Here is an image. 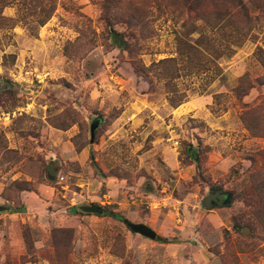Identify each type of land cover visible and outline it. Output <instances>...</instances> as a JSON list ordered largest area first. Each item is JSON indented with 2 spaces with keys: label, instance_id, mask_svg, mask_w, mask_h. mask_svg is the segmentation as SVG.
I'll return each instance as SVG.
<instances>
[{
  "label": "rangeland",
  "instance_id": "374dc122",
  "mask_svg": "<svg viewBox=\"0 0 264 264\" xmlns=\"http://www.w3.org/2000/svg\"><path fill=\"white\" fill-rule=\"evenodd\" d=\"M0 1V264H264V0L219 71L180 70L178 107L155 64L237 2Z\"/></svg>",
  "mask_w": 264,
  "mask_h": 264
},
{
  "label": "trees",
  "instance_id": "16d2710c",
  "mask_svg": "<svg viewBox=\"0 0 264 264\" xmlns=\"http://www.w3.org/2000/svg\"><path fill=\"white\" fill-rule=\"evenodd\" d=\"M189 1L191 2V0ZM233 1L237 2L240 10L234 12L226 11L222 13L205 12L200 15V18L206 23V27L202 26L199 28L201 35L196 39V41L191 42L187 40L186 37L190 36L192 32L198 31V26L195 24H189L184 28L180 41V44L184 43V45H181L180 47V55L185 56L182 57L181 64H177V61L179 60L178 58L162 59L160 62L155 64L156 67L162 69L161 75L166 78L164 89L167 94V99L172 106L178 107L188 98L187 90L180 89L178 84V79L182 76L180 74L181 69L186 73L197 69L198 71L196 72H199L200 70L204 73L207 72L209 75L210 67L207 64L213 63L217 66L216 69L219 71L217 59L224 55L232 56L236 52V48L243 44L244 40L251 32L250 22L252 19H250L247 7L244 5L242 0ZM236 14L242 15L244 18L241 25H236L234 22V16ZM220 35L221 43L216 40V37ZM120 37V33L116 31L112 33L113 40L117 44H120L121 48H123L124 45H122V39H120ZM244 79L245 78H241V80ZM250 87L251 86L248 85H240V88H237L238 95H246L248 88ZM238 89H240V91ZM227 194H230L232 199V193L222 192L216 196L211 195V203L215 205L220 204ZM231 202L232 200L229 203ZM110 215L118 220L125 221L124 217L118 213L111 211ZM159 240L165 243L170 242L168 239L162 237H160Z\"/></svg>",
  "mask_w": 264,
  "mask_h": 264
},
{
  "label": "water",
  "instance_id": "95a60500",
  "mask_svg": "<svg viewBox=\"0 0 264 264\" xmlns=\"http://www.w3.org/2000/svg\"><path fill=\"white\" fill-rule=\"evenodd\" d=\"M99 126V121H95L91 125V142L95 139L96 129ZM194 157L196 158L197 155L194 153ZM231 200V195L227 194L225 199L221 201L222 205H226ZM80 210L86 213H95V214H103L105 209L104 207L97 205V204H82L78 207ZM125 223L128 227L137 234H140L146 238L155 240L158 236V233L149 225L143 222H133L128 219L125 220Z\"/></svg>",
  "mask_w": 264,
  "mask_h": 264
},
{
  "label": "flooded vegetation",
  "instance_id": "af4514ba",
  "mask_svg": "<svg viewBox=\"0 0 264 264\" xmlns=\"http://www.w3.org/2000/svg\"><path fill=\"white\" fill-rule=\"evenodd\" d=\"M220 194L222 193V192H219ZM213 194H215V193H213ZM218 194V193H217ZM217 194H215L214 196H216Z\"/></svg>",
  "mask_w": 264,
  "mask_h": 264
}]
</instances>
